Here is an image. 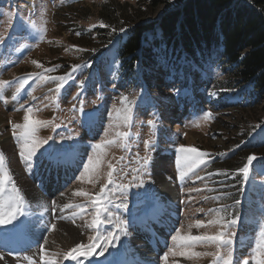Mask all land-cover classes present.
Here are the masks:
<instances>
[{
    "label": "rangeland",
    "instance_id": "374dc122",
    "mask_svg": "<svg viewBox=\"0 0 264 264\" xmlns=\"http://www.w3.org/2000/svg\"><path fill=\"white\" fill-rule=\"evenodd\" d=\"M76 1L79 0H0V38H3V42H0V81L9 82L0 90V95H3V99H0V119L2 118L0 153L4 154L5 168L24 197L25 213L19 217L18 224L24 227V232H18L16 235L24 243L16 245L12 242L13 249H8V242L1 239L0 264H29L24 259L25 256L33 257V264H43L42 255L46 259L55 256L58 264H77V261L64 259L63 253L81 242L96 243L97 246L91 256L80 257L78 264H97L103 259L110 261L112 257L120 259L130 257L121 255L130 250L140 249L137 240L142 242L143 239L140 240L138 236L146 233L143 227L133 226L134 221L131 219L139 214L144 215L149 207L153 208L156 204L158 207H155L162 213L157 218L171 225L168 241L164 248L162 247L160 255L157 253V258L152 264H212L214 259L212 256L189 258L179 253L181 251H187L189 255L191 252L214 253L216 251L214 246L193 242L190 248H184L178 246V243L172 240V236L175 235L176 229L180 230L182 236L218 235L225 231L222 225L233 218L238 220L233 229L236 233L233 238L234 264H239L242 257L250 258L251 250L261 240L260 230L264 228V157H258L260 155L255 153L250 154L256 159L250 165L247 180L239 172L240 168L233 175L220 172L215 168L220 164V160L218 158L214 160L217 156L225 160L230 156H237L239 150L245 147L243 142L238 147L236 146L239 141L231 144L228 142L233 139L232 135L236 130L240 134L243 123L239 118L246 109L229 108L237 102V98L227 102L230 96L218 99L214 93L212 99L216 100L210 105L208 104L210 96L206 95L205 101L188 103L185 91H176L174 80L169 78L163 81L161 74L147 76L148 80L140 78V74L136 80L128 82L118 77L116 64H108L92 73L82 61L81 54L86 48L70 40L68 33L60 34L59 18L71 12L70 17L75 21L72 25L92 29L99 23L97 17L83 22L75 20L73 8L85 6L97 11L107 0H83L84 2L79 5L75 4ZM121 1L132 4L138 2ZM70 3L72 5L66 7ZM154 5L143 10L142 19L153 20L166 8L165 0H156ZM77 33L76 30L75 35ZM110 55L107 57L113 61L115 53ZM33 61L39 62L43 67L38 68ZM65 63L67 71L62 74L60 71ZM77 65L80 67L73 71ZM45 69L53 71L45 72ZM218 75L214 69L206 72L200 77L198 88L211 86V80ZM41 76L65 77L63 87L58 89L57 80L41 79ZM183 78L184 76L181 80ZM25 79L28 81L27 84L17 93L19 82ZM144 80L147 85L140 90V83ZM81 81H84L83 86L80 84ZM13 96H16V99H13ZM123 96H127L131 103L122 104ZM21 105H24L25 109L33 107L35 118L51 120L54 124L60 125L39 129V138L46 139L51 136L52 140L38 151L31 164L21 158V141L13 135V124H23L25 111L20 110ZM126 106L132 108L128 125H125L123 119ZM208 112H211L212 116L206 120L205 115ZM149 121H153L154 126L150 125ZM219 122L224 124L225 134L217 130ZM232 124L236 125L235 131ZM117 131H126L129 137L107 147L98 182L89 183L88 177L80 179L83 164L87 163L89 155H93L91 146L105 138H115ZM4 139L8 140L5 147L2 144ZM263 139L264 135L253 136L246 142L252 147H257V141ZM149 140L151 143L145 148V141ZM181 145L194 147L206 154L203 157L204 163L188 172L183 180L176 164L179 155L177 149ZM56 151H61V156L56 157L55 153H58ZM66 152L75 156H70L71 154ZM63 154H68L67 157H73L74 160L67 169L65 164L56 163L51 159L53 157L61 159L64 157ZM145 155L149 158V164L141 168L139 174L133 172L134 168H140L139 158ZM120 157L124 158L122 162ZM65 161L61 160V163ZM108 162L116 165L113 178L117 183L135 185L141 180L143 183L140 187L128 188L126 192L117 189L115 185H109L111 203L108 207L112 213L113 224L102 225L97 232L87 227L92 215L89 198L75 196L73 193L76 190L98 193L100 187L107 182ZM182 166L187 170L183 162ZM58 175H63L61 177L63 183L59 182ZM133 176L137 179L133 180ZM36 181H44L45 187L40 184L39 186L43 188L38 189ZM31 186L42 196L49 195V199L46 197L47 202L42 201L41 204L34 203L29 206L25 198V189H30ZM7 187L10 190L11 185ZM48 187L53 188L52 196L47 191ZM197 189L198 191H195ZM69 203L86 205L87 212L81 216L77 214L79 209H65L63 205ZM123 204H127L126 209L121 206ZM200 208L204 211L199 212ZM118 220L127 222L126 234L117 232L114 225ZM196 220L205 221V226L196 227ZM213 220H219L220 223H208ZM17 223L13 221L12 224L0 225V229L14 230L16 227L13 225ZM52 224L56 225L55 230H51ZM64 224L77 229L79 239L74 237ZM147 226L152 227L151 224ZM107 230H112L119 239L109 241L107 250L101 255L104 241L97 242L95 237L106 235ZM30 238L32 240L28 241ZM41 245L44 248L43 252ZM172 250L177 254L173 255ZM221 251L223 252V249ZM133 255L135 256L134 253ZM165 255L168 256L167 261L164 260ZM140 256L139 260H136L139 257L136 256L135 264H150L146 259L142 261L143 257Z\"/></svg>",
    "mask_w": 264,
    "mask_h": 264
},
{
    "label": "trees",
    "instance_id": "16d2710c",
    "mask_svg": "<svg viewBox=\"0 0 264 264\" xmlns=\"http://www.w3.org/2000/svg\"><path fill=\"white\" fill-rule=\"evenodd\" d=\"M152 1L107 0L97 11L73 8L75 20L97 17L99 23L92 29L79 28L72 25L75 21L70 12L59 18L60 34L68 33L70 40L86 48L82 61L92 73L116 64L118 77L128 82L140 74L145 80L161 74L163 81L174 80V89L184 90L192 104L205 101L204 95L210 96L209 105L214 103L213 93L218 99L230 96L227 102L237 98L229 108L246 109L239 118L243 127L238 134L232 124L236 132L228 143L239 141L235 146L243 142L245 147L227 160L215 157L220 160L215 168L233 175L251 153L264 157V139L257 141V147L246 142L249 137L264 135V0H165L166 8L157 18L142 19L143 10L155 6L156 0ZM76 30L80 36L75 35ZM113 52L112 61L107 56ZM66 65L60 73H66ZM213 69L221 75L211 80V86L199 89L200 77ZM145 80L140 90L147 85ZM224 127L222 122L217 124L222 134Z\"/></svg>",
    "mask_w": 264,
    "mask_h": 264
},
{
    "label": "snow or ice",
    "instance_id": "6c2138e0",
    "mask_svg": "<svg viewBox=\"0 0 264 264\" xmlns=\"http://www.w3.org/2000/svg\"><path fill=\"white\" fill-rule=\"evenodd\" d=\"M101 27H105V25L101 22ZM115 31V29L113 30ZM121 32H124L125 29L121 28ZM80 33H77L79 35ZM0 42H3V38H0ZM76 46H73L75 48ZM67 50V49H66ZM82 51V49H81ZM34 64L38 68L43 67L39 62L33 61ZM80 67L79 65L75 66L73 68V71H75L76 68ZM45 72L53 71V69H45ZM70 75V74H68ZM41 79H55L58 81L57 88L63 87V81L65 77H44L41 76ZM27 79L22 80L19 82V87L16 88V92L19 93L27 84ZM84 81H81L80 84L83 86ZM8 81H0V90H2L6 85H8ZM13 99H16V96L12 97ZM0 99H3V95H0ZM35 99V97H33ZM121 103L128 105L131 102L128 100L127 96L121 97ZM25 111V115L23 116V124H13V135L16 136L20 141V156L25 161L29 162L31 164V161L33 157H35L38 153V151L44 147V145L48 144L50 140H52L51 136H48L46 139H41L38 136V131L41 128H47L49 126L52 127H59L60 125L54 124L51 120H40L33 116V107H27L24 108V105H21V109ZM38 110V109H37ZM132 111L131 107L126 106L124 109V122L125 125H128L131 116L129 115ZM119 115V112H118ZM212 113L208 112L205 115V119L211 118ZM150 125L154 126L153 121H149ZM16 130H19L17 132ZM107 137V133H106ZM129 137V133L126 131H117L115 134V138L108 139L105 138L101 140L100 142L93 144L92 151L93 155H89L87 159V163L83 164V172L81 173L80 179H83L84 177H88L89 183H97L100 179V169L102 164L104 163L103 157L107 153V147L113 144H117L118 141H125ZM151 141H145V148H148ZM127 145L125 144L124 147ZM177 152L179 155L176 159V164L178 169L180 170V178L183 180L188 172L193 171L196 167H198L200 164L204 163L203 157L206 155L203 152L198 151L194 147H185L181 145ZM194 154V155H192ZM51 155V154H49ZM123 157H120V161H123ZM256 159L254 155H250L247 157V163L239 169V172L243 175L244 179L247 180L249 176V170L250 165L252 164V161ZM140 168H134L132 171L139 174L141 171V168L146 167L149 164V158L147 155L144 157H140ZM186 165L187 170H185V167L182 166ZM107 167L109 171L107 172V182L100 187V191L98 193H89L82 190H76L73 195L75 196H81V197H88L89 201L92 205V215H91V222L87 225V227L99 232V229L102 225H111L113 224L112 220V213L108 207V204L111 203V200L109 199V185H115L117 189L127 191L128 188L132 186L140 187L143 183L141 180L140 183H137L135 185L132 184H125V183H117L116 180L113 178L114 173L116 172V165L112 164L111 162H108ZM95 176V179L93 177ZM137 177L133 176V180H136ZM202 179V178H200ZM7 185H11L10 190L8 189ZM194 191V190H190ZM195 191H198L195 190ZM53 206H55V201L52 202ZM239 203V201H237ZM24 205V197L20 192V189L17 188L16 184L12 180L11 175L5 168V156L3 153H0V225H7L12 224L13 221H17V225H13V227H17L20 223L19 217H22L25 215L23 210ZM125 209L127 208V204L121 205ZM65 209H72L76 208L79 209V213L81 216H83L87 212V206L86 205H80V204H65L63 205ZM199 212H203L204 209L200 208L198 209ZM73 223H75V220L73 219ZM208 223H220L219 220H213L208 221ZM126 224L127 222L124 220H118L115 222V228L117 232L125 233L126 234ZM238 224V220L236 218L231 219L230 221H227L222 225V227L225 229V231L220 232L218 235H191L188 234L187 236H182L179 229L175 230V235L172 236V240L178 243V246L184 247V248H190L193 242H202L205 244H209L215 247L216 251L214 253L210 252H191L189 253L187 251H181L179 255L181 256H188L191 258L192 256L200 257V256H212L214 259L212 260V264H234V249H233V243H234V237L236 235L235 231L233 229ZM196 227H203L205 226V221L203 220H196L195 221ZM51 230L56 229V225L52 224L50 225ZM260 237L261 240L259 243L255 245V247L251 250L250 258L245 259L241 258L239 261V264H264V228H261L260 230ZM119 236L116 235L112 230H107L106 235H97L95 237V240L98 242L100 240H103L104 243L101 246L102 251L101 255L103 254V251H106L108 248V242L109 241H115L118 240ZM96 243H88L84 244L83 242L76 244L72 249H70L67 252L63 253L64 259H71L73 261H77L80 257H88L93 254V251L96 248ZM223 249V252L221 251ZM44 251L43 245H41V252ZM172 254L176 255L177 253L175 250H172ZM59 255V254H56ZM2 258V257H0ZM25 260L29 262V264H33V257L31 256H25ZM41 260L43 261V264H58V260L55 258V256L52 259H46L45 256H41ZM164 260H168V256L165 255Z\"/></svg>",
    "mask_w": 264,
    "mask_h": 264
},
{
    "label": "bare ground",
    "instance_id": "6f19581e",
    "mask_svg": "<svg viewBox=\"0 0 264 264\" xmlns=\"http://www.w3.org/2000/svg\"><path fill=\"white\" fill-rule=\"evenodd\" d=\"M2 144L5 147L8 144V140L7 139L2 140ZM56 152H58V151H56ZM55 155H56V157L60 156V153H55ZM66 156H69V155L66 154L61 160H66ZM70 156H72V155H70ZM56 157H53L52 159L55 160ZM41 185H45V183H42ZM40 187L41 186H38L37 188L40 189ZM42 188L43 187H41V189ZM52 190H53V188L50 189L48 187L47 191L50 193V195L53 193ZM43 194L45 195L46 193L44 192ZM45 196L48 197L49 195L48 196L45 195ZM46 197L42 196L41 193H39V191H37V189H35V188L33 189L32 186H31L30 189H25V198H26V202H27V204L29 206H32V204H34V203L41 204L42 201L47 202L49 197H48V199ZM156 217H157L156 211H153V212L146 211V213L144 215L139 216L138 219L141 221V223H139V224H140V226H144L145 227L144 221H149L150 222V220H155ZM163 225H164V223H160V226H163ZM64 226H65V224H64ZM160 226H158L157 228H159ZM65 227H67V230L74 237H77L79 239L80 234L78 233L79 231L77 229L72 228L70 225H66ZM148 230H149L148 233H147V235H149L148 238L145 237L142 242L137 240V245H139L140 249L137 250L138 252L136 250H132V251L130 250V252H133L135 254V256H130V257L135 259L136 255H142V257H143L142 261H144L146 259V261L148 263L152 264L157 258V252L162 250V247H163L162 243L165 242V240H164L163 235L161 234V232L158 229H157L156 232H155V230L153 232H152L151 229H148ZM154 233H155V235H153ZM31 240H32V238L28 239V241H31ZM134 240L136 242V238H134ZM159 254H160V252H159ZM134 262L136 263V260Z\"/></svg>",
    "mask_w": 264,
    "mask_h": 264
}]
</instances>
